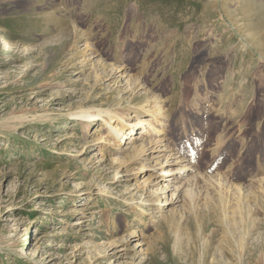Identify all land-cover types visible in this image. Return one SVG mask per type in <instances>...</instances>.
<instances>
[{
    "label": "rangeland",
    "instance_id": "374dc122",
    "mask_svg": "<svg viewBox=\"0 0 264 264\" xmlns=\"http://www.w3.org/2000/svg\"><path fill=\"white\" fill-rule=\"evenodd\" d=\"M92 109L139 113L165 152L117 156L71 117ZM260 257L264 0H0V264Z\"/></svg>",
    "mask_w": 264,
    "mask_h": 264
},
{
    "label": "bare ground",
    "instance_id": "6f19581e",
    "mask_svg": "<svg viewBox=\"0 0 264 264\" xmlns=\"http://www.w3.org/2000/svg\"><path fill=\"white\" fill-rule=\"evenodd\" d=\"M9 51H10V45L8 43H4V45L2 46V52H9ZM142 110L144 111L145 109L142 108ZM145 111H146L144 112L145 116H148L147 114L149 112L150 117L153 121L158 120V118L164 117L163 116L164 111L160 108V106L154 108L152 112L149 110H145ZM138 114L136 113L135 116H137ZM135 116H133V114L122 115L117 112L104 110V109H92L89 111L80 112L79 114H73L71 117H73L74 119H76V121H79L81 123L84 132L89 131V129L97 128L100 124H103L104 125V131L102 132L103 138L105 139L108 145L112 146V148L116 150L117 156L123 155L124 152L127 150L126 149L127 146H134L137 142L142 141L141 143L142 145H140V149H134V152L132 151L130 156L125 155L128 158H124V159L128 160V162L131 161L133 163L135 162L136 158L138 157L140 158V156L142 155L143 156H145L146 154L151 155L157 150H160V153L165 152L164 150L165 148L162 149L163 147L159 144L160 141L156 140V138H153L162 133L160 128L155 126L154 125L155 123L153 124L149 120H145L143 116L140 118H136ZM156 123L158 125H161L160 122H156ZM143 141L145 143L147 141L146 144H148L149 146L148 148H146L147 145L143 144ZM172 166H176V165H172ZM153 172L156 173V176L154 178H156L157 175L158 177L161 176L163 177V175L161 174L170 173L168 177L165 179H168V181H170V184L171 182L175 184L176 183L175 176L177 175L180 176L181 174H183L184 170L182 167L181 168L173 167L172 169L168 168L166 171H164V173L162 168L161 169L159 168L158 171L153 170ZM182 185L183 184H181V187ZM168 188H169L168 185H164L163 188L161 189L162 190L161 193L162 194L165 193V190ZM176 191H179V186H175L174 193L172 194L171 199H173L175 193H177ZM185 192L187 193L188 191L185 190ZM175 197L174 200L176 199ZM159 199H160L159 196L155 198V202H154L155 204L153 203L152 205V206H156V208L154 209H157V206L159 205ZM162 206L165 205H159L158 212L159 211L161 212L163 208ZM135 221L138 222L137 219H135ZM259 259L260 260H258V262L264 261L262 257H260Z\"/></svg>",
    "mask_w": 264,
    "mask_h": 264
}]
</instances>
